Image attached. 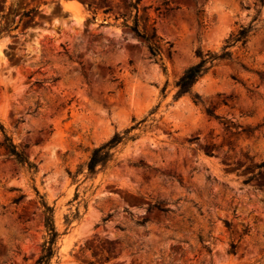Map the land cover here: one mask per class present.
<instances>
[{
	"label": "rangeland",
	"instance_id": "obj_1",
	"mask_svg": "<svg viewBox=\"0 0 264 264\" xmlns=\"http://www.w3.org/2000/svg\"><path fill=\"white\" fill-rule=\"evenodd\" d=\"M137 9L0 0V124L36 166L0 147V264L40 255L42 200L58 233L50 264H264V0H140ZM135 17L165 44L163 67L128 28ZM252 22L232 61L193 86L201 103L174 98L197 50L219 52ZM128 129L113 161L87 174L91 151ZM156 202L171 212L148 211Z\"/></svg>",
	"mask_w": 264,
	"mask_h": 264
},
{
	"label": "trees",
	"instance_id": "obj_2",
	"mask_svg": "<svg viewBox=\"0 0 264 264\" xmlns=\"http://www.w3.org/2000/svg\"><path fill=\"white\" fill-rule=\"evenodd\" d=\"M130 7L137 11L138 4L140 0H129ZM260 5H263V0H258ZM166 5V2L163 3ZM256 19H253L255 21ZM131 32L137 37L142 39L147 47L149 52L150 58L154 63L160 64L163 67L162 63V52L165 44H162V40L158 37L153 35H148L144 31H140L138 29L137 18H134L133 25L128 27ZM255 25L250 23L247 26H240L239 29L231 33L228 38L224 41V45L221 47L219 52H210L207 51L203 54L201 51H196V57L198 59L197 63L190 66L186 69L182 75L177 79L174 86L177 89L174 95L175 99H178L182 96L188 95L191 97L194 103H201L200 97L192 92L193 86L197 83V81L203 77L210 69H212L218 62L222 61H232L233 53L230 51L231 48L240 46L243 47L247 43L249 37L253 32H255ZM168 51V49H167ZM164 91V89H163ZM206 113L210 117L217 118L214 116L213 112L209 109H206ZM132 129V128H131ZM131 129L124 131L123 136L119 134H115L109 141L105 144L94 148L91 151L89 159L86 163L87 174L94 175L96 174L98 168L104 169L107 164L113 161V153L111 150L120 144L122 141H127L131 138L127 137V134L130 132ZM0 133L2 134V142L0 143V147L3 148L5 153L9 158H11L18 166L24 167L27 171H35L36 166L28 160V157L24 154L22 149H19L15 144H13L10 137L7 136L3 126L0 124ZM258 170H262L264 168V162L260 165L256 166ZM42 207V222L43 227L47 233V240L44 242L43 247L41 249L40 255L34 262V264H50L51 259L57 253V237L58 233L54 227L53 223V210L49 207L43 200L41 201ZM156 210L157 212L167 215L171 212L170 209L164 207L162 203L156 202L153 205L148 207V211ZM146 220L139 221V225H144ZM225 227L227 229L230 228V224L227 221H224ZM247 230H243V234H246ZM198 242L203 245V248L208 250L209 248L204 245L203 238L198 235L197 237ZM236 249V244L231 242L230 243V252L234 253Z\"/></svg>",
	"mask_w": 264,
	"mask_h": 264
}]
</instances>
